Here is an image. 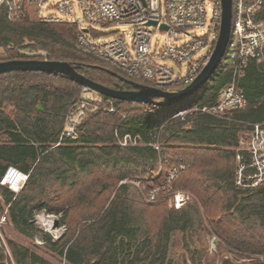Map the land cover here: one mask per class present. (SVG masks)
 <instances>
[{"label":"trees","instance_id":"obj_1","mask_svg":"<svg viewBox=\"0 0 264 264\" xmlns=\"http://www.w3.org/2000/svg\"><path fill=\"white\" fill-rule=\"evenodd\" d=\"M259 18L264 22V0ZM76 37L73 22H44L30 15L11 20L0 11V47L5 53L0 60L42 58L21 49H44L48 58L78 64L85 75L109 86L125 84L124 78L146 83L83 50ZM227 51L210 77L213 83L206 81L195 92L198 104L212 103L231 79ZM240 85L247 104L227 117L201 111L173 116L174 106L190 105L186 98L166 104L173 106L166 113L162 103L103 94L106 102L87 114L77 136L58 143L67 110L83 85L44 70L1 73L0 175L10 164L29 173L15 197L0 184V196L11 202L12 222L30 236L40 232L52 250L76 264L96 258L98 264H181L169 256L176 233H183L182 248L191 253L193 264H208L209 242L201 233L209 230L200 204L189 201L177 207L168 198L147 203L135 184L149 190L166 182L170 168L184 163L172 183L196 194L220 239L219 252L248 259L238 263L222 255L220 264H264V183H235L241 134L264 121V69L250 61ZM125 134L137 142L122 144ZM41 209L61 213L66 234L52 239L37 227L34 215ZM9 243L18 264H53L27 245L12 239Z\"/></svg>","mask_w":264,"mask_h":264},{"label":"built area","instance_id":"obj_2","mask_svg":"<svg viewBox=\"0 0 264 264\" xmlns=\"http://www.w3.org/2000/svg\"><path fill=\"white\" fill-rule=\"evenodd\" d=\"M262 3L263 0H233L227 51L231 79L220 88L212 103L194 102L178 109L173 116L185 118L194 111H201L227 117L230 111L247 104L240 79L250 61L257 62L264 69V22L259 18ZM1 10L11 20L30 15L44 22H73L80 48L110 61L131 77L166 90L188 85L208 64L223 15L222 0H0ZM113 23L130 25L132 33L128 35L117 29L110 37H105L108 33L105 28ZM151 28L165 33L161 44L153 41L154 30ZM198 28L202 30L199 32ZM41 53L43 58H48L46 51ZM105 102L102 93L83 85L67 110L58 143L64 138L76 137L78 126L87 114ZM109 108L114 110L113 105ZM133 140L136 141L130 134H125L121 143H134ZM244 152L235 170V183L240 187L263 184L264 121L253 123ZM185 167L184 163L173 166L166 182L149 190L135 184L144 200L156 202L168 198L180 207L197 200L193 193L172 183ZM28 176V172L10 164L0 175V184L13 190L15 197ZM10 205L11 202L3 201L0 207V264H18L4 235L5 226L12 222ZM68 263L65 259L63 264Z\"/></svg>","mask_w":264,"mask_h":264},{"label":"water","instance_id":"obj_3","mask_svg":"<svg viewBox=\"0 0 264 264\" xmlns=\"http://www.w3.org/2000/svg\"><path fill=\"white\" fill-rule=\"evenodd\" d=\"M223 15L219 35L214 51L208 64L201 73L188 85L166 90L147 83L124 78L125 84L109 86L98 82L81 71V66L70 61L50 58H14L0 60V74L13 70H44L53 73H63L71 79L87 85L98 92L119 99H131L143 102H156L163 105L179 102L194 94L214 74L224 57L232 30L233 0H222ZM156 23V21H153ZM96 258L90 264H98Z\"/></svg>","mask_w":264,"mask_h":264},{"label":"rangeland","instance_id":"obj_4","mask_svg":"<svg viewBox=\"0 0 264 264\" xmlns=\"http://www.w3.org/2000/svg\"><path fill=\"white\" fill-rule=\"evenodd\" d=\"M46 11H48V10H45V12ZM31 17L34 18L33 16H31ZM117 29L121 32H125L128 35H130V33H132V27L130 25L113 23V24H111L105 28V31L108 32L105 35V37H110L115 32V30H117ZM151 29L154 30V35L152 36L153 41H159L161 44L164 41L165 33L159 31L158 29H154V28H151ZM201 30H202V28L197 29V31H199V32ZM42 50H44V49H31V48L21 49V51L25 52L28 55H40L43 58V55L41 53ZM44 51H46V50H44ZM4 54H5L4 49L2 47H0V57L4 56ZM47 55H48V52H47ZM225 66H226V64L224 62L222 69H224ZM213 81H214L213 78H209L207 80L208 85L212 84ZM198 94H199V92L188 96L185 100L186 104L187 103L192 104V103L196 102ZM185 107H187V106H185ZM185 107L183 106L182 108H185ZM172 108H173V106L171 107V105H166L164 107V112H166V113L170 112ZM174 109L178 110V109H181V107L174 106ZM251 130L242 132L240 140H239V144H238V146H236V156H235L236 167H235V170L237 168L239 161L242 159V154H245L244 151H246V149H247V144H248V141L250 139ZM133 142L135 143L136 141L133 140ZM126 179L129 180L128 178H126ZM135 183H139V182H135ZM179 188H181V187H179ZM183 189H186V188H183ZM186 190L190 191L191 193H193L196 196V194L194 192H192L191 190H189V189H186ZM0 197H1V201L3 203V201H4L2 198L3 196H0ZM144 201L147 203H156V202H148L146 200H144ZM196 201L201 206L202 215L204 217V220L206 221V225H207L208 230H209L208 233H201L202 239L209 242V253H210L209 255L210 256H209V259L207 260V263L208 264H220L221 263L220 258L222 255L233 256L235 259H237L238 263L248 261V259L241 257V256L238 257L237 255H235L234 253L229 252V251H224L223 254H221L219 252L220 250L217 248L216 242L220 241V239L211 230V226H209V224H208V221L206 219V215L204 212V207L201 204L200 200H198V198H197ZM34 222H35L36 226L39 227L42 231L48 233L52 237V239H58L63 234H66V232L68 231V225L66 223H61V213L49 212L46 209H41L35 213ZM4 235L8 240L12 239L16 243L29 246L31 248V250L35 251L40 256H42L43 258L52 262L53 264H63L65 259H66V257L63 254H61L60 252H58L56 250H52L44 242V239H43L40 232H37L34 236H30L29 234L18 229L13 222H10L5 226ZM183 237H184L183 233H176V235H174L172 246L170 247V250H169V256L178 263L184 264V260H186L188 264H193L192 259H191V253L185 251L182 248V244H183V240H184ZM182 256H184V257H182ZM68 264H76V263L69 262Z\"/></svg>","mask_w":264,"mask_h":264}]
</instances>
